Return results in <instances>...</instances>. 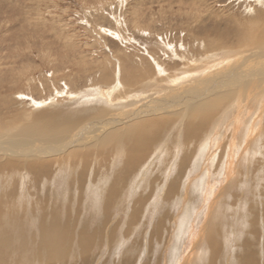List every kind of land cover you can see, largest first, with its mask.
I'll return each instance as SVG.
<instances>
[{"label":"rangeland","instance_id":"1","mask_svg":"<svg viewBox=\"0 0 264 264\" xmlns=\"http://www.w3.org/2000/svg\"><path fill=\"white\" fill-rule=\"evenodd\" d=\"M263 11L264 0H0V127L7 122L9 125L16 123L14 126L29 125L34 119H45L47 114L60 121L62 111H50L55 105L62 106L64 111L73 109L77 102L72 103L76 101L72 99L78 97L91 98L94 101L90 102L98 105L103 98L113 102L110 105L119 104L130 94L128 87H135L150 74L179 76V83L186 78L182 77L184 73L195 70L198 66L194 65L195 60L207 54L211 42L218 40L222 48L235 45L255 22V29L261 26L259 30H262ZM158 81L165 83L167 80ZM262 91L261 88V95L255 92L263 103L251 105L254 116L264 111ZM110 107H97L100 109L94 111L96 118L103 112L111 114ZM187 112L176 117L171 127L165 126L161 140L147 151L142 161L136 159L130 165L127 151L119 158L112 155L114 150L109 157L99 152L102 135L93 141L92 150L97 156L88 157V163L67 162L65 171H60L58 165L42 170L38 164H33L35 161L2 163L0 205H13L16 212H25L23 225L28 234L18 240L26 241L25 246L31 251L22 254L16 249L14 255L5 252L6 263L47 264L50 256L48 252L41 254L38 243L44 234L43 225L54 211H59L58 225L64 231L61 241L65 252L62 259L53 264H172L176 255L170 254L167 247L171 235L175 234V218L178 221L192 215L194 206L191 205L185 216L182 205L189 206L191 203L187 200L192 198L189 192L181 191L190 184L188 179L190 181L202 171L201 168L191 171L192 166L198 162L201 167L206 159L205 152H199L203 140L187 137L186 125L197 114L195 109ZM260 115L262 123L254 136L246 139L249 143H238L236 154L247 147L249 164H242L244 157L240 160L238 156V164L243 167L233 173L230 180L223 181L225 187L217 196V202L210 196L203 203L204 208L196 211L195 224L200 227L206 224L202 239L198 242L192 233L180 238L179 247L184 246L181 252L184 264H232L233 261L241 264L247 259L251 264H264V230L260 228L257 239H253L252 227L256 218L260 219V205H264V113ZM92 118L95 119V115ZM221 126L220 138H225H222V146L227 147L226 139L234 138L232 128ZM237 134L238 141L245 137L240 131ZM222 146L216 151L215 144L211 146L216 157L213 172L218 170L216 166L222 159ZM120 147L125 150L126 144L120 143ZM85 151L92 155L88 149ZM20 163L32 165L24 169ZM239 181L241 187L236 185ZM174 186L179 189L176 193L170 190ZM103 207L108 208L103 211ZM94 211L103 216L94 217ZM139 211H143L141 215ZM223 213L231 218L226 226H221ZM238 216L244 219L235 223ZM160 222L163 225L160 226ZM259 222L264 223L263 220ZM83 228L87 229V236L97 232L95 240L81 242ZM226 228L232 233L224 234ZM245 249L249 258L245 257ZM215 250L225 253L216 254Z\"/></svg>","mask_w":264,"mask_h":264},{"label":"bare ground","instance_id":"2","mask_svg":"<svg viewBox=\"0 0 264 264\" xmlns=\"http://www.w3.org/2000/svg\"><path fill=\"white\" fill-rule=\"evenodd\" d=\"M251 25H250L251 28H249L250 30L245 32L243 37L240 38L239 41H237L235 45H229V46L224 45V48H222L223 45H221L218 40H215V41L212 40L213 42H211L209 45L210 49L206 47L208 49L207 54L203 55L200 60H195L194 65L195 66L198 65L196 68H194L195 70L188 72L189 74L184 73V76L182 77H186V78L182 79V81H179V83H177L179 76H168V74L166 73L167 75H164L161 77L160 75L150 74L149 76H147L146 80L144 81L141 80L142 83L140 81V83L138 85H135V87L133 88L128 87L127 89L131 90L130 94L128 96L125 94L127 96L126 100H123V102L119 104L110 105V103H113V102H110L109 100L103 98L101 100V104L98 105V104L92 103L94 100L92 101L91 98L85 100L83 98L80 99L78 97V99H72V100H76V101H73L72 103L75 104V102H77V105H74V107H72L73 109L69 108L70 110L68 111L62 110L61 108L62 106H60L59 108L58 106L53 104L55 105V108L53 107L54 109L51 110L50 112L59 113L62 111V113H60L62 114V118L60 121H55L56 118H54L50 114H47L45 116V119H38V120L34 119L29 125H25L26 124L25 122H24L25 123L24 125L20 122V124L22 125H19V126H14L16 123L14 125H9L8 122L3 125L1 124L2 126L0 127V165L4 162L6 164V162L10 160H16L18 162L35 161L33 164H38L40 169L42 170L47 169V168L50 169L53 165L54 166L58 165V169L60 171L61 170L65 171V167H67L66 165L67 162L71 163V162L79 161L82 163H88L87 161L88 157L97 156V155H94V150H92V148L95 147L94 140H96L97 137L99 138L100 135L103 136L102 137L103 139L100 137V139H102V147H99V152L100 153L102 152V154L105 152L104 155L109 157L108 155L111 154L110 151L112 152L114 150L115 153H113L112 155L119 158L121 154L127 151L129 154L128 159L130 160L128 163L130 165L131 161L136 162L137 161L136 159H138V161L141 159L142 161V158L148 155L147 151H149L153 146H155L161 140L163 129L165 128V126L171 127L175 119H177L176 117H178L183 112H187V111H190L191 109H195L197 113V114L195 113L196 116H193V119L195 120L193 121V119L189 118L192 121H190V123L186 125V131H187L186 133H187V137L189 138L197 137L195 139L200 138V140H203L202 144L199 147L200 148L199 152L200 153L205 152L203 156L206 155V157H204V159L205 158L206 159H205V162L203 163L204 165H202L201 167L198 166V162L197 164H194L192 166L191 171H193V169L195 168L197 169L201 168L202 171L196 177H192L190 181L188 179L187 182H190V184L182 188L183 190L181 192L182 193L189 192V196L190 198H192L191 201L187 200V203L189 204L191 203L189 205L190 207L188 205H182L185 208L184 215L186 216L187 212H190L188 211V209L191 208V205L192 206L194 205L193 208L191 209L193 210V213L192 215L188 214V216L186 217L183 216L184 220H183V217H181L182 220H178V221H177V218H175L174 223L177 224V226L175 225L176 227L174 228L175 234L174 236L173 234L171 235L172 237L169 240L170 243L167 247V249H169L170 251V254L173 253V255H176L175 260L173 259L174 261H172V264H184L183 262L184 257H182V254H181L184 246L181 245L179 247V244H181L180 238H187L189 235L191 236V233H192L194 234L193 237L196 238L198 242H200V240L202 239L201 235L203 234V231L206 228V224H203V221H202V224H203L202 227H200V225L197 226L195 224L196 211H200L204 208L205 206L204 204L206 203V201L210 199V196L214 199V202L216 203L217 196L219 195V193L223 192L224 187H225V185L223 184L224 183L223 181L225 179H227V181L230 180L231 177L234 175L233 173H235L237 170H240L243 167L242 164L247 163L248 161L247 147H243L240 150V152L236 154L238 143L239 144L244 143V145H247L249 141H247L246 139L249 140L251 137H253L254 133L256 132V129H258L262 123L263 116H261L260 114L262 113L263 115L264 111L261 113L258 112L257 115L254 116L255 115L254 110L252 109L251 105H253L254 102L263 103L262 102L263 99L261 100L259 98L260 96L256 97L257 95L255 92L258 91L257 93H259L261 88L263 89L262 92H264V28L262 30H259V28L261 27L260 26L258 30H256L255 29V27L257 26L256 22ZM165 78L167 81L164 83L163 80H165ZM158 80H162L163 82H159ZM122 87L126 88L124 85ZM89 95L91 96L92 93L91 94L89 93ZM259 95L261 94L259 93ZM90 100L92 102H90ZM117 102H120V101H117ZM102 105L111 106L113 112L111 114L103 112L102 115L98 113V115L100 116L96 118L97 114L94 113V111L97 107H100ZM99 109L97 108V110ZM108 109L105 111H108ZM46 110L48 111L49 109H46ZM94 115H95V119L92 118L94 117ZM185 115L184 117L186 118L188 116V112ZM59 116L61 117V115ZM221 125H225V127L231 126L232 128V137L234 138L232 139L230 138V140L226 139L225 142H228L227 147L226 146L223 147L224 144L222 146L223 137L220 138L222 136L221 134L222 126ZM208 129H211V130H208ZM212 131L214 132L213 138L211 137ZM239 131L245 136L244 138L241 137L240 141L237 140V137H238L237 133ZM206 135L207 137L205 138ZM213 139H215V143H213L214 141ZM189 140H191V138ZM98 143L99 142H97V144ZM120 143L126 144L125 150L121 149ZM110 144L113 147L109 146ZM211 144L213 146L215 144V151L218 149L219 145L222 146L221 147L222 148L221 149L222 159L220 162H218L219 165L216 166L218 168L216 172H213L212 170L216 157L214 156L215 152H213L214 147H211L212 146ZM87 149L89 152L92 153V155H89L87 151L83 152V150H87ZM241 151H244V152L241 153ZM86 153L88 155H86ZM81 156L84 159H82ZM238 156H240L239 158L240 160L243 159V162L241 161L242 164H238V161H239ZM241 157H244V158L241 159ZM97 160L99 161L100 159L97 158L95 161ZM20 164L23 165V167L21 166V168H24V169L32 165V163H30L29 165L25 163H20ZM261 166L263 165L261 164ZM59 170L56 173L58 176L60 175ZM63 172L61 174L62 176H64ZM240 184H241L240 181L236 183V185L241 187ZM244 184H245V181H244ZM170 190L172 191L175 190V193L179 191L177 186H174ZM112 191L114 192V190ZM145 192L147 193V191ZM145 195L146 197H148L147 194ZM120 198H121V195H120ZM106 203H109V201L108 202L106 201ZM211 205H212V202H211ZM107 208H104L103 211H106ZM222 209H224L223 205H221V210ZM139 212L141 215L143 211L142 212L139 211ZM260 212H261L259 216L260 219L256 218L254 225L252 226L253 232H255L253 234L254 237L252 236L253 239L254 238L257 239V235L258 233H260L259 232L260 228L264 230V223L259 222L260 220L264 221V205H260ZM92 213H93V216L95 215L96 217L98 215H101V212H98V211L97 212L94 211ZM108 213L110 212L108 211ZM24 214L25 212L24 213H22L21 211L16 212L15 206L13 205H0V264H7L5 261V257H4L5 252H10L11 254L14 255L16 252V249L21 251V253L23 252L22 254H25L26 251L30 250V248L28 249L29 246L28 247L27 245L25 246L26 241H22L23 242V246H22V242L18 240L20 236L24 238L28 234V232L24 230L25 229L23 225L24 220H25L23 217ZM26 214H28V211L26 212ZM86 214L84 216L87 217ZM105 214L108 215L107 213ZM37 216L38 215H36V217ZM58 216H59V211H54L53 214L51 215V219H49L46 222V225L45 224L43 225L44 234L42 236V239H40V243L34 241L35 243L39 244V248H41L40 249L41 254L42 253L46 254L48 252L47 254L48 256H50V258L49 260L47 259L48 260L47 264H53L54 262L60 261L62 257L64 256V252H65L63 251L65 250V248L63 247L64 243L62 244V241H61L63 240L61 238L64 235V231L60 230V227L58 225L60 220ZM38 218L40 219V216ZM228 218L229 216H226L223 213V215L220 218V221H222L221 226L227 225L226 223H227ZM233 219H235V217H233ZM243 219L244 217L240 218V216H238L236 220L234 221L235 223H237V222L243 221ZM28 220L29 219H27V221ZM92 220L93 219L91 218L88 220V222L91 223ZM68 221L70 222V219ZM179 223L183 224V226L182 225L180 226ZM161 224L163 225V223L160 222V226ZM230 224H231V221H230ZM88 225L86 224L85 226H88ZM69 230H71L70 227H69ZM98 230H100V227L98 228ZM229 231L231 232V230H228L226 228L224 231V234L225 233L228 234ZM67 232L69 233L70 231L67 230ZM82 232L83 234H81V237H80L81 242L85 240H87L88 242L89 241L92 242L93 240H95L94 238L97 232L94 233V236L93 234L87 236L86 228H83ZM161 232H164V231L162 230ZM73 233L75 232L73 231ZM71 235L73 234L71 233ZM84 237L86 238L84 239ZM212 240H213L212 242L216 246L217 244H215V241H214L215 239H212ZM30 241L29 243H31V245H34V243L32 244V241L31 242ZM18 244H20L21 247L17 246ZM93 244L95 243L93 242ZM250 244L248 246H250ZM209 246H211V248L214 249V246H212V244H210ZM247 249H245L244 251L245 257L247 254ZM218 250H221V249H218ZM218 250L217 251L215 250L216 254L225 253V251L221 252L222 250L221 251H218ZM35 251H34L35 253H38V250H35ZM50 251L53 253H51ZM167 253L169 252L167 251ZM248 256L249 255H247L246 258H249ZM245 257L243 256V259ZM247 260L245 261L243 260L244 262L242 263L251 264L250 262L249 263L246 262ZM11 262H13V260ZM221 262H222V257H221ZM216 263H217V260H216ZM233 263L234 261L232 262V264Z\"/></svg>","mask_w":264,"mask_h":264}]
</instances>
